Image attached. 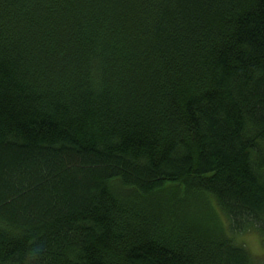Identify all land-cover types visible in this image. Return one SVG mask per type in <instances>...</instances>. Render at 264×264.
Segmentation results:
<instances>
[{"label": "trees", "instance_id": "16d2710c", "mask_svg": "<svg viewBox=\"0 0 264 264\" xmlns=\"http://www.w3.org/2000/svg\"><path fill=\"white\" fill-rule=\"evenodd\" d=\"M264 0H0V264H264Z\"/></svg>", "mask_w": 264, "mask_h": 264}, {"label": "rangeland", "instance_id": "374dc122", "mask_svg": "<svg viewBox=\"0 0 264 264\" xmlns=\"http://www.w3.org/2000/svg\"><path fill=\"white\" fill-rule=\"evenodd\" d=\"M220 220L224 225L227 234L237 243L246 246L257 263L264 262V243L262 237L256 231L235 234L229 229L228 219L221 213Z\"/></svg>", "mask_w": 264, "mask_h": 264}]
</instances>
